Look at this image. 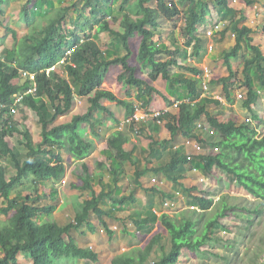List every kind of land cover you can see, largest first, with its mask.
Returning a JSON list of instances; mask_svg holds the SVG:
<instances>
[{"label":"trees","instance_id":"trees-1","mask_svg":"<svg viewBox=\"0 0 264 264\" xmlns=\"http://www.w3.org/2000/svg\"><path fill=\"white\" fill-rule=\"evenodd\" d=\"M32 1L26 0L19 7L16 0H0V29L5 31L0 35V46L8 35L16 41L17 34L16 29L8 25L5 6L11 5V11L18 9V18L29 28L28 34L19 42L0 50V214L8 215L13 211L12 224L0 222V264H19L20 253L32 264H59L60 260L70 258L102 262L110 253L113 256L109 258V264H143V260H149L154 252L161 254L156 256L153 264H177L183 248L200 251L206 241L214 239L211 234L222 227L220 219L223 217L233 215L251 223L249 215H260L264 204V135L258 136L255 125L231 119L219 120L208 109L210 98L202 96L203 67L184 62L188 54L186 47H190L189 56L198 60L202 59L207 49L208 37L203 26L211 12L208 4H211V0H119L118 15H114L113 0H81L80 7L74 3L69 7L58 5L55 8L53 0H34L31 4ZM244 1L247 4L254 2ZM131 4L135 5L133 12L126 10ZM46 7L47 10L50 8L49 11H46ZM212 8L225 15H240V18H232L224 31L220 32L230 31L234 34L233 46L220 53L227 74L209 82L220 85L219 94L229 105L237 96V91L234 94L235 83L243 85L241 88L245 87L246 90L244 94L241 93L242 105L254 120H258L260 117L253 106L260 100L259 92L264 91V53L252 43L251 33L256 32V28L239 26L244 16L240 10L230 7L228 0H212ZM70 9L78 13L72 23L76 26L77 22L79 34L73 30H63L60 26L62 21L71 19L68 14ZM36 10L42 16H37ZM86 11L89 14L87 22L84 17ZM177 22L181 23L178 25ZM100 33L107 37L109 51L114 53L112 58L100 47ZM169 35L181 37L183 47L171 49L159 41ZM70 48L74 49L73 53L67 56L66 63L59 65ZM232 58L240 59L239 70L233 68ZM214 62L212 59L208 65ZM115 64L122 68L118 80L134 99L119 98L111 91L101 90L107 68ZM58 66H63L62 73L58 71ZM139 69L143 72H138ZM24 73L32 74L34 78L24 76ZM159 78L165 80L171 93L175 94L178 108L177 114L168 111L162 117L166 119L164 125L171 133V138L163 144L168 146L174 137L179 136L191 156L182 152L171 157L163 167L136 168L133 172L135 183L125 194L122 192L129 184H123L124 166L129 162L134 164L131 153L122 147L129 136L125 137L122 131L102 125L104 118L100 117L101 114L111 115V112L101 101L122 106L126 118L139 107L147 111L152 94L159 93L154 86ZM33 83L35 91L25 93L33 87ZM177 83L182 85L183 94L178 91ZM16 94H22L20 106L31 109L37 117L41 139L36 145L32 144L28 129L24 127L20 130L13 121L14 114L10 112L9 105ZM161 96L166 105L172 104L166 96ZM75 97L88 100L87 111L58 123L59 117L71 111ZM134 124L136 122L131 125L133 129ZM86 127L92 134L106 138L107 147L101 153L108 160L113 188L107 191L102 185V190L96 194L92 186L94 177L87 164L82 163L80 171L71 172L74 178L71 187L86 198L81 205L66 207L59 216L54 215L53 220L48 221L46 219L54 214L58 204L55 184L66 175L65 155L61 149L65 148L78 157L90 152L93 144L83 136ZM13 133L19 134L20 140L12 147L6 137ZM194 143L199 145L200 150ZM214 146L220 147V150L214 154L207 151ZM176 159L183 164L192 160L187 166L198 171L193 177L182 181L185 173L181 166L177 172H171V162ZM9 165L14 170L12 174L8 173ZM214 167L258 202L251 208L246 198L244 203L234 204L226 199L227 196H222L219 200L220 210H216L203 225L202 222L197 225L190 217L172 218L162 213L159 221L166 234H154L144 249H138L134 258L119 254L116 248L98 251L82 244L83 233L78 230L83 224L91 232L103 226L107 235H111L109 226L113 221L125 226L127 220L131 219L142 232L151 231L154 222L151 223L148 217H122L112 209V206L135 202L139 190L156 192L149 185L150 180L143 177L148 171H152L158 180L165 179L175 184L172 187L177 192L169 194L170 186L167 183L162 185L158 192L161 203L164 199L174 203L180 195L178 193H181L188 207L201 211L212 209L213 199L208 196L209 191L203 189L201 179L211 176ZM28 179L32 181L30 193L22 196L19 185H25ZM48 181L51 182L48 198L45 194L34 193L33 184L39 182L46 185ZM120 182L121 185H118ZM22 188L25 190V187ZM13 189L18 190L16 194ZM202 232L204 235L200 237ZM214 255L219 256V253Z\"/></svg>","mask_w":264,"mask_h":264},{"label":"rangeland","instance_id":"rangeland-1","mask_svg":"<svg viewBox=\"0 0 264 264\" xmlns=\"http://www.w3.org/2000/svg\"><path fill=\"white\" fill-rule=\"evenodd\" d=\"M16 1L19 4L18 6L20 7L21 4H23L26 0H16ZM53 1H54V8L57 7L58 5H65L69 7V6H72V4L74 3H76V6L80 7L82 4L81 0H53ZM33 2L34 0L31 2V4H33ZM210 2L211 4L208 3L210 6V10H211L209 17L213 19L215 16V19L218 20L215 10L212 8V0ZM9 3H12V2L9 1ZM112 4L115 9L114 15H118L120 12L118 9L119 0H113ZM10 6L11 5L5 6V11H6V14L8 15V19H7L8 25L16 29V32H17L16 41L11 37V35H8V37L3 42V45L0 46V50H2V48H5V47L13 46L15 42H19L23 38V36L28 34V31H29V28L23 23H21L20 19L18 18V15H17L18 9H14V11H11V8H9ZM49 9L47 10V7H46V11H49ZM51 9L53 10V8ZM126 10L129 12L135 11V5L131 4L130 6H128V9ZM35 12L37 16H42V13H40L39 10H36ZM68 14L71 16V19L70 20L66 19L62 21L60 26L62 27L63 30H73L76 34H79L80 29L77 28V22L75 23L76 26L72 23L75 19V16L78 13L74 9L72 10L70 9L68 11ZM84 14H85L84 17H86V22H87L88 16H89L88 11H86ZM252 15H253L252 19L254 20L252 21V24H255V25L257 24L260 27L264 25V14L263 13L258 14L257 9L253 8ZM44 22L45 20L42 21V24H44ZM180 23L181 22L179 23L177 22L178 25ZM168 26L171 28L170 24H168ZM169 27L167 28V30H169ZM219 31H217V33ZM3 32L5 31L3 30V28H1L0 35H3ZM94 32L95 30H93V33ZM217 33H216L217 37L213 43L214 44L213 49H211V51H208V49H206L201 60H198L195 58L186 59L188 63L196 64L199 66H202L203 64L208 65V62H211L212 59L215 61L220 60L218 61L217 64L214 62V64L208 65L211 69L212 68L215 69L216 71L214 74L215 78L217 77L219 78L221 75H223V73L227 74V72L225 68L223 67L222 60H221L222 58L220 57V55L219 57L216 58L213 56V54L217 55L219 54V50L222 51L224 49L225 50L229 49L227 48L228 43H229V40L227 41V38H226L227 36H225L224 34L223 38L225 39H223V41L222 40L219 41L218 40L219 34ZM174 37L169 35V36L163 37L159 41L161 42L163 41L171 49L176 48V47H183V39L181 37H177V38L175 37L176 38L175 40ZM255 41H256L255 43L257 44L260 43L261 49L264 53V32H261V34L258 33L257 35H255ZM99 44H100L101 49L106 52L109 58H112L114 56V53L112 51H109L110 47L108 45L107 37L103 33H100L99 35ZM186 48L188 51L187 57H189L190 49H188V47ZM132 60L134 61L135 58H133ZM180 62H183V60H181ZM231 62H232L234 69L239 70L241 68V61L239 59L232 58ZM59 68H57L58 71L60 70L59 72L62 73L63 66H60ZM121 72H122V68L119 64L109 66L106 70V75H105L101 90L111 91L115 93L119 98H124V97L130 98L129 91L118 80V76ZM138 72H143V71L139 69ZM64 76L66 77V75ZM239 76L240 75L237 76V79L239 78ZM13 82L16 83L17 80L14 79ZM156 86L160 88L161 91L164 90L165 92H167V88L165 90V87L169 88L168 83L162 79H160L157 82ZM177 87H179V85ZM209 87L211 91L216 90L220 92V89H221L220 85L217 83H214V84L211 83ZM241 87H243V85H241L239 82H236L234 85V94H235V91H237L236 94L238 92L244 94V91L246 89L245 87L244 88H241ZM259 94H260V100L256 104V106L255 105L253 106V109L256 110L258 116L260 117L258 120H254L251 117L250 113L242 106V101H236V96L234 97V102H232L231 105L229 106H223L221 103L217 101L216 98H210L211 101L209 102L208 108L221 121L222 120L226 121V120L231 119V120L241 121L243 124L245 123V124H249L252 126L255 125L257 127L258 136H262L264 135V91L261 90ZM214 95H217V94H214ZM74 100L75 102H74V105L71 111L67 113L66 115L59 117L57 121L58 123L70 120L73 115L78 114V113H84L87 111L89 102L86 98L75 97ZM169 100L172 101V104L166 105V106H169L168 110L170 113L176 114L178 111L177 110L178 108L177 106L174 105L177 103V101H175V96H173ZM101 102L102 104H104V106L108 110H111L113 114L117 116V118L122 117V110L121 108H119L117 103L109 102L106 100H102ZM220 105H222L224 108L220 109L221 107ZM13 114H14L13 121L17 123V127L20 130H22V128L24 127L27 128L30 134V140L32 144L36 145L40 141L41 137H40V127L37 124V117L35 115V112L32 111L31 109L26 108L25 106H18L17 112ZM105 117L107 118V115L106 116L104 115V118ZM246 117L250 118L249 122L244 121ZM88 130L89 129H87L86 127V130L83 132V136L85 139H92V136L89 134ZM6 139L8 140L10 145L13 147L19 143L18 141L20 140V136L17 133H13L12 136H7ZM93 140L95 142L94 148L90 152L84 154L82 157L72 155L71 153L67 152L65 148H62L61 150H63V153L65 155L64 164L66 166L67 173H69L74 168H75L74 170L80 171L81 166H82L81 164L85 162L88 166L89 172L93 174L95 178L98 177L97 175L100 172L99 175L103 178V181H105L107 184L109 180V176L105 174L104 170L108 166H107L106 157L102 155L101 153V149L104 148L105 143L102 144L104 140H100L97 138H93ZM219 150H220V147H219ZM207 151L213 153V151L209 148L207 149ZM13 172H14L13 168L9 165L8 173L12 174ZM31 182H32L31 179H28L25 181V185H22V184L19 185L18 190H21L22 196L26 193H30ZM70 183H71V179L69 178L67 180L63 178L60 183H56V188L58 190L60 189V192L63 195L61 196V198H63L65 202H70L74 200L76 203H82V201L86 197L84 195H80V194L78 195L77 194L78 191H76L75 189H72ZM49 185L50 184L46 186L47 188H44V185L40 183H36V184H33L32 188L34 189V193L41 194L44 191V189H46L45 190L46 192H49V188H50ZM22 187H25V190ZM204 189L211 193L209 197L213 199L214 209L213 210L211 209L209 212H205L204 213L205 215H203L202 213H199L200 211H194V210H198L196 208L186 207V205L184 204L185 203L184 199L179 198L180 203L176 205V208H175L176 211L174 213L176 218L178 217L181 218L182 215H186L187 217H190V218L192 217L196 221L197 225L198 224L201 225L200 224L201 222L203 225L205 220L211 217V215L213 216V213L216 210L217 211L220 210L221 203H219V200L222 198V196H227L226 199H228L230 203H234V204L244 203V200L246 198L250 202L248 205L251 208L253 207V205H255L258 202L256 201L257 199H255L253 196L247 194L240 187L233 184L230 181L229 177L224 172L219 170L217 167L212 169V175L208 177L207 182L204 185ZM15 190L13 189V191L15 192L14 194H16V192L18 191V190L16 191ZM157 201H159L157 205L159 206L160 200H157ZM0 204H2L1 199H0ZM146 204L144 203V205ZM148 206H149V203H148ZM150 208L149 209L152 212L158 209L155 206L150 207ZM12 214H13V211H10L8 215L0 214V222H2L3 224H12ZM249 217L252 218L250 221L251 223L246 222L244 218L240 219L233 215L223 217L222 219H220V224L222 225V227L219 228L218 230L213 231L211 234L212 236H214V239L212 241L211 240L206 241V244L203 245V247H201V251H199L200 253L197 254L200 259L195 257L197 255H195L194 253L192 252L190 253L187 249L183 248L184 251L182 250L183 253L180 251L182 255L180 254L181 255L180 259H179L180 257L179 255L177 264H180V263L181 264H264V204H262V212L260 213V215H255V216L249 215ZM46 220L52 221L53 220L52 215L49 216ZM128 226H131V225H128ZM132 228L133 226H131L130 230H132ZM154 232H157V230H154ZM158 232H161V234H166L165 230L162 227L160 228ZM200 232H201V228L199 230V233ZM199 233L197 235H199ZM203 235L204 234L202 232V235L200 237H202ZM98 245H99V241H98ZM98 245H95L96 248ZM140 250L142 249H139V251ZM210 250L216 253H219V256L214 255L216 253H212L210 252ZM132 252H135V250H132ZM1 256L2 254L0 252V257ZM135 259L138 261V258H135ZM18 262L19 264H32L30 260L26 259L23 253H20L18 255ZM60 263L61 264L65 263V260L63 259L60 260ZM146 263H148V260H143V264H146ZM94 264H99V263L94 262Z\"/></svg>","mask_w":264,"mask_h":264},{"label":"crops","instance_id":"crops-1","mask_svg":"<svg viewBox=\"0 0 264 264\" xmlns=\"http://www.w3.org/2000/svg\"><path fill=\"white\" fill-rule=\"evenodd\" d=\"M228 2H229L230 7L237 9V10H240L242 16H244V20L239 23V26L248 25L252 28H256V32L251 33V36L253 38L252 43L254 45H258L261 49L260 43H258V44L255 43L256 42L255 41V35H257L258 33L261 34V32H264V30H263L264 25H262L260 27L257 24L256 25L252 24V21H254L252 19L253 18L252 10H253V8H256L258 11V14H261V13L264 14V0H254V2H252L250 4H247L244 0H228ZM215 13H216V16L218 17V20L215 19V16L213 19L210 18L209 17L210 14H208V17H207L208 20L206 21V25H204L203 27H204V29L207 30L211 25H213L215 23L222 24L221 30L217 33V34H219L218 40L223 41V39H225V38H223V35L225 34V36H227L226 37L227 41L229 40L227 48L230 49L234 44V34L231 33L230 31H228V32L225 31L222 33H220V32L224 31L225 26H227L229 24V22L232 18H240L239 17L240 15L231 16L230 13L225 15L224 13H222L220 11H215ZM201 30H202V27H201ZM216 37H217V35L215 34L214 36L207 39L208 40L207 41V48H208L209 44L214 45L213 43H214V40L216 39ZM226 45H227V43H226ZM188 49H190V47H188ZM208 51H211V50H208ZM222 51L219 50V54H217V55L213 54V56L216 58L219 57V55ZM186 59H192V57L191 56L185 57L184 62H187ZM218 61H220V60H218ZM218 61H215V63L217 64ZM201 67H208V69H209L211 77H210V79H208V81L202 79V84L204 81L205 82L207 81L209 86H210L211 83L209 82V80L216 79L214 76L216 71L214 68L211 69L206 64H203ZM160 79L161 78L157 79L154 82V86L158 89L159 93H153L152 94V99H151L150 103L148 104V106H146V108L148 110H156V109L166 107L167 102H163L161 95L166 96L168 99H171L173 96H175L174 93H171V91L169 90L168 87H165V90L167 88V92H165L164 90L161 91L160 88H158L156 86L157 82ZM178 85H179L178 91L180 93L182 92V94H183L184 93V90L182 89L183 87L180 84H178ZM129 94H130V98L129 97H124V98L134 99V96L130 92H129ZM212 94H217L219 97H221V100L217 99V101L219 103H221L223 106H229V104H227V102L225 101L224 97H222L218 91H216V90L211 91V89L209 87V96H206V97L212 98L211 97ZM236 101H241V100L239 98H237V96H236ZM208 105H209V102L207 103V106ZM222 105H220L221 106L220 109L224 108ZM119 108H121V110H122V117L121 118H117V116H115L111 110H109L111 112V115L107 114V118L106 117L104 118V115L106 116L105 113H102L100 117L104 118L102 125L107 126V127H113L114 131L117 129L122 131L125 134V137L129 136V140L125 141L122 145L124 150L131 153V158H132V161L134 162V164H131L129 162L124 166V168H125L124 169V177L125 178L123 180V184H129V187L125 188V190H123L122 193L128 194L129 190L132 188V186L135 183L133 172L136 168L141 170L146 166H152L153 168L163 167L165 164H167L170 161L171 157H176L179 153H182V152H184L185 154H189L190 152H189V150H187V146L180 142L179 136L174 137L171 140V142H169L168 146H165L163 144L164 141H167L171 138L170 131L164 125L166 119L164 121H161V122H154V121H150V120L140 121L134 125V129H133V127L131 125L127 124L124 121L127 119L126 117H124V109L122 108V106H119ZM115 120H117V121H115ZM244 121L249 122L250 118L246 117L244 119ZM88 131H89V134L92 136V139H89L93 144L92 149L94 148V144H95L93 138L104 140V142H102V144L105 143V145H104V148L101 149V152L104 149H106L107 143H106L105 136H103V135L96 136V135L91 133L90 129ZM181 148H183V150L179 151ZM218 151H216V152H218ZM216 152L213 151L212 154H214ZM190 156H191V153H190ZM106 161H107V166H108V160L106 159ZM191 161H189L187 164H189ZM187 164L181 163L180 159L173 160L171 162V166H170L171 172L172 173L177 172L181 166L182 170H184L183 173H185L184 179L182 181H186L188 179V177H193V174L195 173V171H198V169H195L191 166L189 167V166H187ZM214 168H212V169H214ZM73 170H71L69 173H67V170H66V175H65L66 178H65V176L63 178L66 180L69 178V179H71V182H72L74 180V178L72 177V174H71V172ZM104 171H105V174H107L109 176L108 167ZM99 174H100V172L98 173L97 178H95L92 174V176L94 177L92 186H93V189H94L96 194L102 190V185L105 186L107 191L109 189L113 188L112 187L113 183H112L110 176H109L108 183L106 184V182L103 181V178ZM143 177L150 180L149 185L151 187H154L156 189V192H153V191L143 192L142 190H139L138 193H136L135 202L124 204V205H118V206H114V207L112 206V209L114 211H116L117 213H119L120 216H122V217L123 216H129V215L133 216V217L138 216L140 218L142 216L148 217L151 223L154 222V223H152L153 227H152L151 231L150 232H142L141 230H139L137 227L134 226L131 219L127 220V224L125 226L118 221H113V223L109 226V228L111 230V235H107V232L103 226H101L98 231L91 232L87 229L85 224H83L80 227V230H78V231L83 233V239L81 240V242L84 246L88 247L89 249L98 250V251L101 249H104V248H106V250L108 248H110V249L116 248V250H118L120 252L119 254H128V255H131V257H136L137 252H138L137 248L144 249L145 245L149 242V240L152 238V236L154 234H157V233L161 234V232H158L161 227L165 230V228L160 224V221H159V216L162 213H167L170 217L176 218L174 213L176 211L175 210L176 205L178 203H180L179 198H183V195L181 193H178V195L179 194L180 195L174 203H171L173 201L170 202V199L169 200L164 199V201L162 202V205L159 204V206H157L159 203V201H157V200H160V203H161V199L158 195V192L161 191L162 185H165L167 183L168 186H170V190L167 191V194H169L172 191L177 192L172 187L175 184H173V182H167L165 179L158 180L156 175L152 171L146 172V174ZM62 179L59 180L57 183H60L62 181ZM207 179H208V177L203 179V189H204V185L207 182ZM100 181H102V182H100ZM37 183H39V182H37ZM48 184H51V182L48 181V183H46V185H44V184H42V185H44V188H47L46 186ZM119 184L121 185V182L118 183V185ZM70 185H71V183H70ZM55 187H56V184H55ZM72 189H75V188H72ZM45 190L46 189H44V191L41 194H45L46 198H48L51 188H49V192H46ZM35 194H40V193H35ZM77 194L79 195L80 192L78 191ZM73 195H75V194H73ZM210 195H211V193L209 192L208 196H210ZM61 196H63V195L61 194L60 189H59L57 194H56V197L58 198L57 199L58 204H57V207L54 211V214L52 215V218L54 215L59 216L61 213V210L66 208V207L81 205L80 203H76L74 200H72L70 202H65L64 199L61 198ZM145 201H147V202H145ZM165 201H169L171 204L165 207V206H163V203ZM144 203L145 204L147 203V204L144 205ZM148 203H149V206H148ZM151 203H153L154 205L152 206ZM150 206H152V207L155 206L156 208H158V209L154 210V211H157L158 213H155L154 211L151 212ZM186 207H188V206L186 205ZM190 207H192V206H190ZM192 208H196V207H192ZM196 209H198V208H196ZM210 210L211 209H209L208 211H201L200 209H198V210H194V211H200V213H203V215H205L204 213L209 212ZM212 210H213V208H212ZM182 216H186V215H182ZM128 225L133 226L132 230H130L131 226H128ZM101 229H103V230L101 231ZM154 230H157V232H154ZM165 232H166V230H165ZM161 235H165V234H161ZM98 241H99V245H98ZM95 245H98L97 248ZM90 246H91V248H90ZM120 247H121V249H120ZM94 248H96V249H94ZM185 249H187V248H185ZM132 250H135V252H132ZM118 251H117V254H118ZM122 251H124V252H122ZM183 251H181V252L183 253ZM188 251L190 253L192 252L190 250H188ZM192 253L197 255L200 252L196 251V252H192ZM160 254L161 253H159V254L155 253V252L152 253L151 257L148 260V261H150L149 264H153V260L156 259L157 255L160 256ZM115 255H116V253H115ZM181 255H180L179 259L181 258ZM112 256H113L112 253L106 255L107 258L102 262L98 261V260L94 261V260H89V259L70 258V259L65 260V263H63V264H94V262H97L99 264H109V258H111ZM195 257L199 258L198 255Z\"/></svg>","mask_w":264,"mask_h":264},{"label":"built area","instance_id":"built-area-1","mask_svg":"<svg viewBox=\"0 0 264 264\" xmlns=\"http://www.w3.org/2000/svg\"><path fill=\"white\" fill-rule=\"evenodd\" d=\"M222 27V24L220 23H215L213 25H211L207 30H206V36L208 38L214 36L217 31H219ZM208 50H211L213 49V45L212 44H209L208 45ZM74 49L73 48H70L66 51V55L62 58V60L59 62V65H63L64 63H66V58L67 56L71 55L73 53ZM60 67V66H58ZM55 67H51V69H54ZM49 69V70H51ZM24 76L27 75L26 73L23 74ZM28 76L33 79L34 76L32 74H28ZM210 72H209V69L208 67H203V74H202V78L204 80H207L210 79ZM203 82V93L202 95L203 96H209V84L208 82ZM35 91V84L33 83V87L31 88H28V90L25 92V93H28V92H34ZM237 98L241 99L242 98V94L241 93H237ZM212 98H216L218 100H221V97H219L218 95H214L212 94L211 96ZM21 98H22V94L21 95H14L13 97V101L12 103L9 105L10 106V112L11 113H16L17 110H18V106H20V102H21ZM175 106H177V103L174 104ZM168 107H163L162 109H157V110H148L145 111V110H142L140 108H137L135 113L128 117L126 120H124L127 124L129 125H132L133 123H137V122H140V121H156V122H161L163 121L162 117L163 115L168 112ZM135 125V124H134ZM198 150H200V147L197 143H194L193 144ZM210 149H212L214 152L218 151L219 148L217 146H214V147H211ZM203 181V179H201ZM171 203L169 201H165L163 203V206H168L170 205ZM155 213H158L157 211H154ZM103 229H101L102 231ZM91 248V246H90Z\"/></svg>","mask_w":264,"mask_h":264},{"label":"clouds","instance_id":"clouds-1","mask_svg":"<svg viewBox=\"0 0 264 264\" xmlns=\"http://www.w3.org/2000/svg\"><path fill=\"white\" fill-rule=\"evenodd\" d=\"M28 75V74H27ZM17 95V94H16ZM20 95V94H19Z\"/></svg>","mask_w":264,"mask_h":264}]
</instances>
